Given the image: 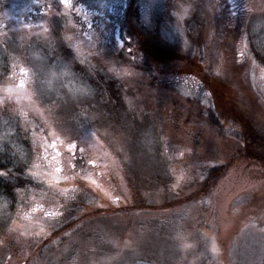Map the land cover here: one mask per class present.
<instances>
[{
    "label": "rangeland",
    "instance_id": "1",
    "mask_svg": "<svg viewBox=\"0 0 264 264\" xmlns=\"http://www.w3.org/2000/svg\"><path fill=\"white\" fill-rule=\"evenodd\" d=\"M31 1L0 0V148L11 142V156L48 188H16L15 203L0 195V264H264V161L241 153L232 132L242 137L248 125L264 132V59L250 38L264 26V0H228L243 9L233 19L237 37L221 35L210 0H82L101 32L120 24L126 33L131 3L149 23L180 6L187 17L211 20L206 27L169 20L161 35L172 51L142 73L61 68L55 46L45 52L31 38L66 16L57 2ZM100 53L72 63H113L112 53ZM91 73L104 88L112 74L123 101L90 86ZM137 74L146 80L134 89ZM128 83L135 96L124 97ZM194 103L197 115L186 124ZM77 199L82 207L68 224ZM178 236L194 247L182 251Z\"/></svg>",
    "mask_w": 264,
    "mask_h": 264
},
{
    "label": "trees",
    "instance_id": "2",
    "mask_svg": "<svg viewBox=\"0 0 264 264\" xmlns=\"http://www.w3.org/2000/svg\"><path fill=\"white\" fill-rule=\"evenodd\" d=\"M210 1L214 5L213 7L216 8L214 12L215 25L216 27H219L218 29L221 35L226 33V34H231L232 37H237L236 35L240 31V27L236 23L233 24V19L237 18V16H239L240 11H242L243 9L240 7V10H239L238 9L239 7L236 4H234V2L231 3L228 0H210ZM187 11L188 9L185 6H180L178 7L177 10L169 11L166 14L167 19H162L160 21H156L155 23H149L147 20H145V17L141 13V8L138 6V4L131 3L127 11V14H126L125 26L127 27L128 32L133 38L132 51L128 53L125 49L119 50L116 48L115 51L117 52V54L113 55L114 57L113 63H110L108 66L106 64H105L106 66L100 65V63H97L96 61H92V60H91L92 61L91 66L89 65V63H87V65L81 66L80 63L78 62H76V64L74 65L72 61H75L77 59V56H72V57L66 58L67 68H70V70L71 69L73 70L74 68L73 70L74 73H75L76 67L78 68L77 69L78 71L80 69L85 70L86 66H88L86 69L88 68H98V69L100 68H124L123 65L119 66L120 64H117L116 62H121L122 64L125 63V65L131 64L132 68H140L138 69L139 71H141L140 73L145 72L144 70H147V68H157L158 59L160 58V56L162 57L163 51H165V53L170 52L172 51L171 46L175 45L172 43L167 44L161 35L163 29L166 30L172 24H174V23H170L169 20L173 18L174 20H177V21L182 20L183 22L194 21L197 24V26L203 25L204 27H206V23L211 22V20H208L206 16L202 17L201 19L198 12H195V14L192 15V17H187L188 16ZM245 11H249V9H246ZM175 13L177 15L176 17H173ZM228 22H229V25H226ZM222 25L225 26V28H228V30H225V28ZM256 29L257 30L255 31L254 30L251 31V35H250L251 42H252V48L255 53H257L259 56L262 55L264 59V26H260L259 29L258 28ZM209 36L212 37L211 34H209ZM209 41L210 39L205 38V41H204L205 45H207ZM134 43L137 44V48H136L137 50H135ZM164 46H166V48H163ZM116 56H118V60L115 62ZM143 57H145V59H143ZM7 65H8V61L6 62L5 65L3 64L2 68H7ZM141 65H145L147 68H141ZM92 71L94 73V69ZM97 72L98 74L102 73V76L105 75V73L100 70ZM93 73L89 75V81L86 80L90 86H93L91 83L93 84L95 83L96 85L100 87L99 90L100 89L105 90L106 88L107 89V91L105 90L106 95L110 97V101L111 99L114 100L115 102H119L121 100L123 101V94L121 92V89H119V82H117V80L114 79V76L112 74L108 75L106 73V80H107L108 85L104 88L102 87L103 86L102 82H99V80H95V79L92 80V77L94 78V76H92L94 75ZM148 73H152L155 75L154 72H148ZM142 75L143 74L136 75L138 78L137 82L134 78L130 79L132 88L137 89L138 84L140 87L141 84L145 83L143 82V80H146V79L143 78ZM154 81H155L154 83L155 85L159 83L156 80ZM164 82H165L164 84H166V81ZM128 87H129V83L126 86V89ZM132 88L129 87V92L126 93L124 97H126L129 94L132 96H135V94H133L135 93V91ZM196 104L197 103H194V108H190L189 110L190 118H188L189 115L183 118L184 123L186 124L191 123L193 119L191 118V115L196 114L195 113ZM184 114L185 113H182L181 115H184ZM214 125L215 124H213V128L215 129ZM218 126L223 127L220 122L218 123ZM245 128L246 130L242 137L238 134L239 132L235 130L232 131L234 133V136H236L238 140L241 139L240 141L241 145L239 146V148H242L241 153H243L246 156H249V157L252 156V157H255L257 159H261L264 161V132H262L261 130H258V128L253 129V125H248V127H245ZM222 133H223V130H222ZM12 141H16L17 143L23 142L21 144L26 143L28 147L30 146L29 142L25 139L24 140L13 139ZM10 143L11 142L6 141L4 142L3 146L0 148V171H3L5 173V175H0V195L9 197L10 199H12L13 203H15L17 201V196H18L16 188L30 187L31 189H33L35 193H38V191L47 190L46 188L48 187L43 188L37 185L35 182H38V181L40 182V180L36 179L32 175H29L28 171L24 170L26 166L22 163V161L18 162L15 157L11 156L12 152H15V150L10 151V148H11ZM218 173L219 171L217 172V175ZM53 184H57V183L52 182L51 186ZM79 200L80 199H77L76 201L71 203V206L73 208L72 207L70 208L73 210L70 211L71 219L68 221V224L75 222V218L73 216V211L75 210V207L77 206L82 207V202Z\"/></svg>",
    "mask_w": 264,
    "mask_h": 264
},
{
    "label": "flooded vegetation",
    "instance_id": "3",
    "mask_svg": "<svg viewBox=\"0 0 264 264\" xmlns=\"http://www.w3.org/2000/svg\"><path fill=\"white\" fill-rule=\"evenodd\" d=\"M91 1L98 5L102 2L98 0ZM31 2H35V4H46L49 2L50 8L57 2L61 7L62 13L66 16L59 15L58 17L55 15L53 21H51L50 18L48 22L44 23L43 28L46 34H38L40 36L44 35L43 38H37V34H34V31L32 32L33 37L30 35L33 41H38L37 44L44 47L45 52L48 48L47 45L53 44L55 46L54 56L59 59L61 68H64V65L67 66L66 58L72 57L70 53L71 50L78 54L77 57L81 58L82 56L93 57L92 54L94 52L96 53V51L99 54L100 49H102L100 56L110 55V53L115 55L117 54L115 51L116 48L119 50L125 49L128 53L132 51L133 38L130 33L128 31L123 33L120 24H118L116 28H113L114 32H101L100 29H105V26L98 22L100 18H97L94 10L88 8L82 0H68L67 4H65L63 0H34ZM62 3L65 8L62 6ZM84 5L86 8H83ZM61 16L64 17V19ZM59 19L61 21H59ZM95 19L97 21H95ZM62 44H66V46L63 47ZM134 44L135 50H137V44ZM16 50V53L23 52L19 48ZM143 59H145V57H143ZM122 65L124 68H132L131 64L125 65V63H123ZM141 68L147 67L141 65Z\"/></svg>",
    "mask_w": 264,
    "mask_h": 264
},
{
    "label": "clouds",
    "instance_id": "4",
    "mask_svg": "<svg viewBox=\"0 0 264 264\" xmlns=\"http://www.w3.org/2000/svg\"><path fill=\"white\" fill-rule=\"evenodd\" d=\"M177 239L179 240L180 244V248L182 251H188L190 249H192L194 247L193 244L187 242L186 240H184L182 237L178 236ZM208 250L210 253L215 254L217 251V244L215 241L214 237H210L209 238V245H208ZM193 264H195V261H193Z\"/></svg>",
    "mask_w": 264,
    "mask_h": 264
},
{
    "label": "snow or ice",
    "instance_id": "5",
    "mask_svg": "<svg viewBox=\"0 0 264 264\" xmlns=\"http://www.w3.org/2000/svg\"><path fill=\"white\" fill-rule=\"evenodd\" d=\"M63 2L65 3V4H67L68 3V0H63ZM231 11V10H230ZM234 14V13H233ZM23 86V82H21V87ZM71 148H76V145L75 144H73V145H71L70 146ZM81 151H83V149H81ZM56 171H59V169H57ZM0 175H5V173L3 172V171H0ZM33 175H37L36 173H33ZM93 183H95V181H93Z\"/></svg>",
    "mask_w": 264,
    "mask_h": 264
}]
</instances>
